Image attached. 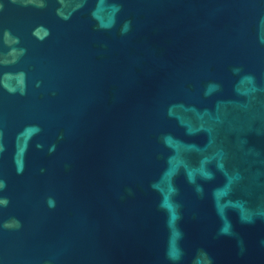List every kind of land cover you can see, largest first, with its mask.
I'll return each instance as SVG.
<instances>
[{
	"label": "water",
	"instance_id": "1",
	"mask_svg": "<svg viewBox=\"0 0 264 264\" xmlns=\"http://www.w3.org/2000/svg\"><path fill=\"white\" fill-rule=\"evenodd\" d=\"M0 264H264V0H0Z\"/></svg>",
	"mask_w": 264,
	"mask_h": 264
}]
</instances>
